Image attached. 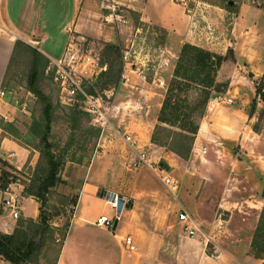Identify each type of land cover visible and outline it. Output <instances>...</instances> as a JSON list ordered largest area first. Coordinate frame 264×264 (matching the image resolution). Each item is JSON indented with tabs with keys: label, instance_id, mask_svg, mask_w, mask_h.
Returning a JSON list of instances; mask_svg holds the SVG:
<instances>
[{
	"label": "rangeland",
	"instance_id": "rangeland-1",
	"mask_svg": "<svg viewBox=\"0 0 264 264\" xmlns=\"http://www.w3.org/2000/svg\"><path fill=\"white\" fill-rule=\"evenodd\" d=\"M175 1L183 3L189 14L193 10L195 11V8L203 10V3L205 2L216 4L222 9H225L224 6L227 3L226 0ZM227 1L228 4L237 5L247 2L264 7V0ZM130 4V0H85L84 15L79 21L82 24L81 29L78 32L72 30L69 39L77 44L83 43V40L93 42L94 49L101 54L100 57L104 66L98 80L93 86H88L87 89L99 93L110 106L111 125L129 131L137 139L140 138V144L141 141H145L143 136L147 135L150 129L152 136L156 127V137L160 142L170 143L174 138L176 141L188 144L189 137L192 135L189 131L199 124L200 119L206 112L208 100L214 94L225 91L227 81L225 79L216 82L213 71L200 69L194 65L192 57L195 56V51L193 48L208 50L197 45L184 43L177 56L172 60V64H174L172 73L169 74L167 68H164L162 75H166L165 81L160 83V80H158L155 83L160 85L162 91H164L163 100L165 97L168 98L164 115L166 121L160 123L157 118L154 120L143 119L145 117L144 108L137 107L131 112L126 107L127 105L123 108L121 101H125L127 97L124 96V92L121 90L118 94L116 93L118 85L122 83V49L129 46L133 39L138 40L140 43L145 41L147 48H150V51H148L149 57L154 61L153 65L156 68L160 61L161 51L159 46L165 38L164 31L154 29L153 26L141 22L137 5L133 4V8ZM107 5L114 6L117 14H120L118 18L107 17L106 19V15L110 11L106 8ZM216 16L218 15L213 17V22L218 21V19L217 21L214 19ZM212 21L210 20L213 24ZM55 23L53 27H56ZM207 25L208 22L203 21V25H198V27L201 28ZM228 25L227 23L226 29ZM72 29L74 28L72 27ZM212 29L218 33L219 28L216 25L213 24ZM41 31L45 32L44 30ZM46 31L51 32L47 29ZM51 36L46 50L51 53V56L56 57L62 51L58 42L62 35L51 33ZM76 38L79 40H76ZM28 43L26 41L18 43L7 73L5 87L2 90L4 92L2 99L8 102H6L4 112L8 117H4L5 114L0 115V126L9 139L5 141L4 147H8L11 142H16L21 149L20 153L16 155V151L9 150L6 152L3 148V156H0V176L3 170L9 174L7 190L18 196L20 204L24 207V214H33L34 204L29 200H23V197L33 199L38 208L42 201L41 209L48 216L47 224L49 227H55L52 237H47L46 234L44 246L36 264L54 263L61 248L65 225L69 223L73 213L75 197L83 178L87 174V167L95 156L102 157L100 158L102 165L98 167L96 161L93 174L99 172L101 179L109 188L131 197L132 204L134 200H138L141 202V207L151 208L153 211L161 209L162 212L160 213L162 215L158 216L160 222L174 225L177 229V232L172 234V238H170V244L167 243L171 250L172 243L180 245V257L175 259V263L227 264L221 263L223 256L229 255L238 258V252L242 255L246 248L242 247L243 244L245 245L243 235L237 237L242 231L239 232L236 219L234 224L228 223L222 229L221 226H216L219 231L212 230L213 221L214 218H228L230 211H237L236 213L240 214L241 210H245L246 205H248L244 202V198L252 194L254 195L252 198L254 202L261 207L259 213H257V226L259 225L264 208V155H259L258 152L251 149H238L234 157H230L227 153L222 154L225 162L223 166L218 167L219 170H216V175L227 178L225 185H204L198 180L201 178V171L197 167L186 164L180 170V173L176 175V170L166 160L158 158L161 156L160 152L162 150H170L163 146L160 147L161 150L157 151L145 148L147 153H151L150 161L154 163L152 164L154 168L160 166L169 177L175 176L178 178L179 181L174 178L173 180L177 183V187L180 183V196L185 195L193 200L196 196L201 195L200 193H203L205 197H210V199L206 198L208 199L207 208L202 213L205 218H201L200 228L209 235L211 240L205 244L200 237H187L181 232V223L176 215L182 206L173 205L172 198H169L170 195L168 193L167 195L161 189L159 185L161 183L157 181L158 179L154 176L152 169L145 165L134 169L132 167L135 158L134 153H130L127 145L117 135L113 134L110 128L101 129L93 125L90 116L86 112L77 106L66 105L60 100L58 88L44 72V65L47 63L46 57H43L36 48ZM185 44L189 46L181 51ZM35 52L39 55L36 58L38 68L36 87L42 97L31 92L28 88V77L35 61ZM226 56L228 58L229 54ZM221 57L222 64L224 57ZM258 62L255 64H258ZM258 66L264 68V61ZM241 71H243V68H241ZM175 72L178 73V76L175 75ZM135 76L132 73V77L136 78ZM147 79L149 80L148 77ZM256 82L259 88H263L264 74L259 76ZM131 96L144 105L145 100L141 97V94L135 92ZM43 97L46 99H43ZM46 101L51 105L48 131H46L44 116ZM253 126L257 130L258 128L264 130V110ZM261 141L264 154V139L262 138ZM22 146L26 150H23ZM27 150L28 154L25 158ZM11 153L14 154L9 156ZM47 153H51L58 161L59 169L57 181L46 190H43L41 183L47 176L49 168ZM244 155L248 157L250 162L249 160L244 164L240 162ZM3 157H9L13 162L19 157L18 165H20V168H16L14 164L4 160ZM252 159H257L259 164L252 163ZM203 172H205L204 169ZM1 184L2 179L0 178V186ZM250 187H253V189H249ZM147 191L152 192L150 201L145 199L147 195L149 196ZM39 193L42 195H39ZM221 197H225L223 201L225 203L224 207H227L225 209L217 206V202ZM91 208L93 209L94 205ZM172 208L174 210H171ZM37 210L39 213V209ZM0 213L5 214V219L10 220L3 232L7 234L12 233L17 228L25 229L30 219L21 216V208L19 218L16 220H11L8 211L3 210L1 207ZM166 213L168 216L165 221ZM195 213L198 217L199 213ZM20 222L22 226L18 225ZM261 224L264 225V221ZM108 230L113 232L111 229ZM218 255L222 256L216 258ZM251 257L253 256L251 255ZM260 260L261 264H264V258Z\"/></svg>",
	"mask_w": 264,
	"mask_h": 264
},
{
	"label": "crops",
	"instance_id": "crops-1",
	"mask_svg": "<svg viewBox=\"0 0 264 264\" xmlns=\"http://www.w3.org/2000/svg\"><path fill=\"white\" fill-rule=\"evenodd\" d=\"M130 2L133 8L137 5L141 22L153 26L154 29H161L165 33V38L159 46L161 52L157 67L148 70L144 79L130 77L128 82L118 85L116 93L118 94L121 90L127 97L125 101H121L123 108L127 105L130 112L137 107L144 108L145 117L143 119L154 120L158 117L164 91L160 85L155 83L158 80L165 81L166 75H162L164 68H167L169 74L172 73L174 68L172 60L184 43L200 46L224 57L216 71L215 80L221 82L226 79L225 91L214 94L208 100L206 112L199 121L187 160L165 150L160 152L161 156L158 158L166 160L176 170V175L188 164L200 169L201 178L198 180L204 185H225L227 178L216 175L218 167L223 166L225 162L222 154L227 153L230 157H234L238 149H251L259 155H264L261 141L262 138L264 139V130L261 128L257 130L253 126L264 110V101L256 93L258 85L256 80L264 74V68L258 66L264 61V7L243 2L236 5L235 11H227L216 4L205 2L203 10L195 8L196 10L189 14L183 3L175 0H130ZM84 11L85 0H0V91L5 87L11 60L19 42H29L28 44L36 48L46 59L57 58L62 54L68 42L70 32L72 30L78 32L81 29L82 24L79 21ZM215 15H218L214 18L215 21L218 19L217 22L212 21ZM210 20L219 30L218 33L214 32L208 40L204 27L200 28L198 25H203V21H206L212 28L213 24ZM54 23L56 27H53ZM227 23L229 25L226 29ZM51 33L62 35L58 41L62 51L56 57L51 56V53L46 50L48 41L52 37ZM227 54H229L228 58ZM256 62L258 64H255ZM239 79L241 80L238 81ZM262 86L261 91L264 92V84ZM135 92L142 95L141 97L145 100L144 105L132 98L131 94ZM2 96L0 95V115L5 114L7 102L2 99ZM228 98L232 101L228 102ZM4 117L8 116L5 114ZM121 130L136 140L135 147L131 148L118 136L127 145L130 153H134L135 158L136 152H145L150 161L151 153H147L145 148L153 151L161 150L160 145L151 141V129L147 135L143 136L145 141H141V144L139 143L140 138V140L137 139L125 129ZM3 131L0 126V156H3L4 149L6 152L12 150L16 151V155L19 154L21 147L16 142H11L8 147H4L5 141L9 139ZM22 149L26 150L23 146ZM25 154L27 158L28 150ZM3 158L14 164L16 168H20L19 157L14 162L9 157ZM100 158L102 157L95 156L87 167V174L75 197L73 213L55 264H177L175 259L180 257V245L171 242L172 250L167 246L177 229L174 225L160 222L158 216L162 215L161 209L153 211L151 208L141 207V202L134 200L132 206L123 213L113 232L92 223L99 214L109 213L107 205L97 196V191L99 189L113 190L101 179L99 172L93 174L94 163L97 161L98 167L102 165ZM248 160V157L244 155L240 162L244 164ZM251 161L256 165L259 164L257 159ZM216 163L218 164L215 165ZM152 172L158 179L157 181L161 183L159 184L161 189L170 195L169 198H172L173 205L178 207L181 205V208L186 209L200 228L201 218H205L202 213L207 208V200L210 197H205L203 193L193 200L185 195L180 196V183L178 187L176 183V189L171 191L153 170ZM173 178L178 180L175 176L172 180ZM147 192L149 196L147 195L145 199L150 201L152 192ZM253 197L254 195L249 194L244 198V202L248 205L245 210H241L240 214L236 213L237 211H230L226 219L214 218L212 230L215 231H219L217 228L219 226L222 229L228 223L234 224L236 219L239 225L238 230L242 231L237 237L243 235L245 245L243 244L242 247L246 248L242 255L238 252V258L223 256L221 263L261 264L260 259L248 255L252 236L258 223L257 213L261 208L254 202ZM23 200L31 201L34 204V210L33 214H24V207L21 204V216L35 220L38 214L37 203L29 197H23ZM224 200L225 197L218 200V208H227L224 207ZM92 205H94L93 209ZM195 212L199 213L198 217ZM167 216L166 213L165 221ZM5 217V214L0 213L1 232H4L10 221ZM126 236L131 237L133 249L125 245L123 240ZM221 256L218 255L216 258ZM0 264L10 263L0 256Z\"/></svg>",
	"mask_w": 264,
	"mask_h": 264
},
{
	"label": "built area",
	"instance_id": "built-area-1",
	"mask_svg": "<svg viewBox=\"0 0 264 264\" xmlns=\"http://www.w3.org/2000/svg\"><path fill=\"white\" fill-rule=\"evenodd\" d=\"M106 8L110 10L106 15V19L107 17L112 19L119 17L120 14H117L113 5L112 7L107 5ZM204 30L208 35L207 39L210 40L214 33L213 29L207 25L204 26ZM76 40L79 39L76 38ZM82 42L77 44L72 39H69L59 57L47 58L44 72L58 88L59 98L64 104L77 106L82 109L90 116L93 125L101 129L110 128L113 134L120 136L129 147L134 148L136 140L131 135L123 133L120 128L111 125L110 106L107 102L104 101L99 93L91 92L87 89L88 86L95 84L104 66L101 63V54L94 49L93 42H88L87 40ZM148 51H150V48H147L145 41L140 43L135 39L131 41L129 46L122 49V83L128 82L130 77H132V73L136 75V78L144 79L148 70L155 69L154 61L150 59ZM0 95H4V92L0 91ZM227 101L231 102L232 100L228 98ZM152 164L148 161L145 152H136L132 167L137 168L142 165L150 167L161 182L171 191H174L176 183L172 178L165 173L163 168L160 166L154 168ZM97 196L107 205L109 213L99 214L92 223L95 226L114 231V224H117L121 220L123 213L132 206V199L124 193L108 189H99ZM0 197V207L8 211L11 219H18L21 208L18 196L10 193L6 187L5 189H0ZM177 219L181 223V231L185 236L190 238L200 237L205 244L211 240L199 228L186 209H179ZM123 241L129 249H133L131 237L126 236Z\"/></svg>",
	"mask_w": 264,
	"mask_h": 264
},
{
	"label": "trees",
	"instance_id": "trees-1",
	"mask_svg": "<svg viewBox=\"0 0 264 264\" xmlns=\"http://www.w3.org/2000/svg\"><path fill=\"white\" fill-rule=\"evenodd\" d=\"M226 2L227 3L224 6V8L227 11H235L236 5L232 3L228 4L227 0ZM188 46H189L188 44H185L181 51H183L184 48ZM193 50L195 51V56L192 57L194 61V65L197 68L208 69L210 71H213L216 74V71L221 64L222 57L219 55L211 54L209 51H204L203 49H199L196 47H194ZM37 57H39V55L38 53L35 52V57H34L35 61L30 70L29 77H28V88L31 92L37 95H40V97H42V94L39 92V90L36 87V81L38 78V75H37L38 68H37V60H36ZM175 75L178 76V73L175 72ZM256 93L257 95L259 94L261 99L264 101V92H262L261 88H259L258 86L256 87ZM43 99H46V98L43 97ZM167 105H168V98L165 97L162 102V105H161V108H160V111L157 117V120L160 123H164L166 121L164 119V115H165V109ZM50 108H51L50 103L46 101L45 108H44L46 131H48L49 124H50V114H49ZM156 128L153 131L152 136H151V141L153 143L163 146L167 150L174 152L176 155H178L182 159L188 158L190 151H191L194 134L196 133L197 128H198V124L191 131H189L192 135H190L189 137L188 144H184L181 141H176V139L174 138H172L170 143H162L156 137ZM47 154L49 156V159H48L49 168H48L47 176L41 183L43 190H46L48 187L52 186L57 181V173L59 169L58 161L54 158V156L51 153H47ZM8 176L9 174L6 171L4 170L1 171L0 178L2 179V184L0 186V189H5L7 187L9 183ZM40 194L41 193H39V195ZM36 196L39 197L37 194ZM42 205H43V202L41 201V205L38 208L39 213H38L37 219L34 220L30 218L29 222L25 226V229L17 228L10 234L3 233L0 231V256H2L10 264H36L38 260V256L41 253V249L44 246L46 234H47V237H52V233H54L53 231L55 230V227L48 226L47 224L48 216L41 209ZM263 221H264V208L260 216L259 225L256 227L253 233L252 241L250 244V254L253 257L258 258V259L264 258V225L261 224ZM68 224L65 225V232L63 233V239L65 237ZM18 225L22 226L21 222ZM57 257H58V254L53 264H55Z\"/></svg>",
	"mask_w": 264,
	"mask_h": 264
},
{
	"label": "water",
	"instance_id": "water-1",
	"mask_svg": "<svg viewBox=\"0 0 264 264\" xmlns=\"http://www.w3.org/2000/svg\"><path fill=\"white\" fill-rule=\"evenodd\" d=\"M116 225H117V224L115 223V224H114V226H113V228H115V227H116Z\"/></svg>",
	"mask_w": 264,
	"mask_h": 264
}]
</instances>
